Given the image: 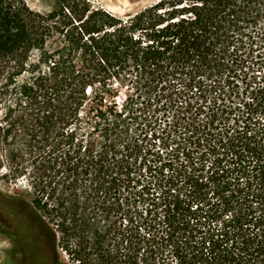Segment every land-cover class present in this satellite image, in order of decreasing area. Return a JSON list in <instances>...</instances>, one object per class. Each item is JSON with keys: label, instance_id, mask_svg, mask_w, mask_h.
I'll return each instance as SVG.
<instances>
[{"label": "trees", "instance_id": "obj_1", "mask_svg": "<svg viewBox=\"0 0 264 264\" xmlns=\"http://www.w3.org/2000/svg\"><path fill=\"white\" fill-rule=\"evenodd\" d=\"M56 2L0 0V172L56 264H264V0Z\"/></svg>", "mask_w": 264, "mask_h": 264}, {"label": "rangeland", "instance_id": "obj_2", "mask_svg": "<svg viewBox=\"0 0 264 264\" xmlns=\"http://www.w3.org/2000/svg\"><path fill=\"white\" fill-rule=\"evenodd\" d=\"M34 12L50 14L56 10V0H23ZM94 7L107 10L116 16L124 17L135 14L159 0H88ZM122 90V93H125ZM123 100L120 96L118 102ZM149 144L153 141L148 140ZM153 146V144H152ZM5 171L0 172V194L12 201L0 200V210L3 218H10L19 224L22 234V246H16L10 240L8 232L1 229L0 264H56V254L53 253L44 228L35 217L32 207L33 192L27 180L20 179L11 182L5 178ZM26 251V252H25ZM63 261L66 258L63 257Z\"/></svg>", "mask_w": 264, "mask_h": 264}, {"label": "flooded vegetation", "instance_id": "obj_3", "mask_svg": "<svg viewBox=\"0 0 264 264\" xmlns=\"http://www.w3.org/2000/svg\"><path fill=\"white\" fill-rule=\"evenodd\" d=\"M19 227V224L15 220L3 218V211L0 210V230L4 229L6 233L8 232V236L11 237L10 240L14 242L16 246H22L23 243ZM3 234V232H0V236H3Z\"/></svg>", "mask_w": 264, "mask_h": 264}]
</instances>
